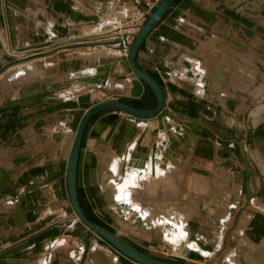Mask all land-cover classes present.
<instances>
[{"label": "crops", "instance_id": "0c3cea01", "mask_svg": "<svg viewBox=\"0 0 264 264\" xmlns=\"http://www.w3.org/2000/svg\"><path fill=\"white\" fill-rule=\"evenodd\" d=\"M138 2L0 0V264H143L81 222L67 181L89 107L156 105L117 37ZM136 60L164 106L90 117L84 210L158 257L264 264V0H176Z\"/></svg>", "mask_w": 264, "mask_h": 264}, {"label": "water", "instance_id": "95a60500", "mask_svg": "<svg viewBox=\"0 0 264 264\" xmlns=\"http://www.w3.org/2000/svg\"><path fill=\"white\" fill-rule=\"evenodd\" d=\"M175 1L176 0H160L157 3V5L148 14L146 20L134 35V38L132 39L127 50L128 59L134 72L139 77L147 81L149 85L152 87L156 96V105L152 108H139L124 101L104 100L97 102L91 107H89L82 116V118L80 119V122L78 124L74 136V141H73L70 158L68 162V169H67V181H68V189H69L71 203L81 222L85 224L88 228L101 234L122 253L134 259L135 261H138L143 264H185V263L158 257L146 251H143L142 249L134 246L129 241L124 239L117 232L109 229L108 227L90 218V216L86 213L83 206L81 205L78 197L77 167H78V159H79L83 133L90 117L94 113L103 109H115V110L125 111L135 117L148 118L157 115L160 112V110L163 108L165 103L164 88L156 78H154L151 74L144 71L138 65L136 60V55L142 43L146 39V37L151 33L153 28L163 18V16L169 10L170 6Z\"/></svg>", "mask_w": 264, "mask_h": 264}, {"label": "built area", "instance_id": "2783aa9c", "mask_svg": "<svg viewBox=\"0 0 264 264\" xmlns=\"http://www.w3.org/2000/svg\"><path fill=\"white\" fill-rule=\"evenodd\" d=\"M139 2L128 9L127 22L124 25L117 27L118 40L122 48L127 51L128 47L134 38V35L139 30L141 25L146 20L148 14L154 9L160 0H138Z\"/></svg>", "mask_w": 264, "mask_h": 264}, {"label": "bare ground", "instance_id": "6f19581e", "mask_svg": "<svg viewBox=\"0 0 264 264\" xmlns=\"http://www.w3.org/2000/svg\"><path fill=\"white\" fill-rule=\"evenodd\" d=\"M163 124H164V123H163ZM167 160H168V159H167ZM166 162H167V161H166ZM166 162H165V163H166ZM171 166H172V165H171ZM165 172H166V171H165ZM161 173H162V172H161ZM161 173H160V175H161ZM143 174H144V173H143ZM164 174H165V173H164ZM172 174H173V173H172ZM172 174H171V175H172ZM144 176H145V175H144ZM144 176H143V177H144ZM146 176H147V175H146ZM146 176H145V178H146ZM149 176H150V174H149ZM132 177H133V176H132ZM132 177H131V178L129 177V178L131 179V181H129V180L126 181V180H125L124 182H127V183H129V184H131V183L133 184L134 181H135L136 179L134 180V178H132ZM134 177H135V176H134ZM147 177H148V176H147ZM145 178H144V179H145ZM142 179H143V178H142ZM142 179H141V180H142ZM148 179H149V178H148ZM148 179H147V180L145 179V180L148 181ZM174 179H175V178H173V180H174ZM175 180H177V179H175ZM113 181H114V180H113ZM143 181H144V180H143ZM149 181H151V180H149ZM149 181H148V183H149ZM144 182H145V181H144ZM176 182H177V181H176ZM127 183H124V184L127 185ZM150 183H151V182H150ZM178 183H179V182H178ZM189 183H190V182H189ZM112 184H113V183H112ZM135 184H138V183H135ZM135 184H134V186H135ZM113 185H114V184H113ZM116 185H117V184H116ZM121 185H122V183L119 185L120 189H118V191H121V187H122ZM138 185H139V184H138ZM138 185H137V186H138ZM143 185H144V184H143ZM110 186H111V185H110ZM128 186H129V185H127V187L125 186V189H128V188H129ZM144 186H145V185H144ZM166 186H168V185L165 184V187H166ZM117 187H118V186H117ZM117 187H116V188H117ZM135 187H136V186H135ZM146 187H147V186H146ZM168 187H171V186H168ZM168 187H167V188H168ZM163 188H164V187H163ZM172 188H173V189L175 188L174 185H173ZM113 189H114V188H113ZM130 189H131V188H130ZM137 189H139V186L137 187ZM137 189H136V190H137ZM176 189H177V188H176ZM132 190H133V188H132ZM140 190H141V189H140ZM144 190H145V189H144ZM148 190H150V189H147V191H148ZM164 190H165V191H166V190L169 191L170 189H164ZM171 190H172V189H171ZM179 190H180V189H179ZM124 191L127 192L128 190H127V191L124 190ZM151 191H152V189H151L150 191H148V192H150L149 194H151ZM175 191H176V190H175ZM128 192H130V191H128ZM148 192H147V193H148ZM169 192H170V191H169ZM179 192H180V191H179ZM179 192H178V193H179ZM113 193H114V192H113ZM120 193H122V192H120ZM132 193H133V192H132ZM153 193H154V192H153ZM176 193H177V192H176ZM211 193H212V192H211ZM125 194H127V196H128V193H125ZM116 195H117V194H116ZM129 195H130V194H129ZM175 195H176V194H175ZM212 195H213V194H212ZM115 197H116V196H115ZM121 197H122V196H121ZM116 198H117V197H116ZM178 198H179V197H178ZM180 198H181V197H180ZM255 201L257 202L256 199H255ZM259 203H260V202H259ZM180 206H181V205H180ZM260 206H261V204H260ZM263 207H264V206H263ZM146 208H147V207H146ZM182 208H184V207H182ZM179 209H180V208H179ZM179 209H178V210H179ZM149 210H150V209H149ZM151 210H152V207H151ZM183 210H185V208H184ZM183 210H182V212H181L182 215H184ZM174 211H175V210H174ZM176 211H177V210H176ZM176 211H175V212H176ZM172 212H173V211H172ZM178 212H179V211H178ZM227 212H228V211H227ZM223 213H224V212H223ZM153 214H154V213H153ZM156 214H158V213H156ZM179 214H180V213H179ZM156 216H157V215H156ZM160 216H161V215H158V217H160ZM178 216H181V215H178ZM184 216H185V215H184ZM147 217H148V216H147ZM186 217H187V216H186ZM187 218H188V217H187ZM229 218H230V217H229ZM157 219H158V218H157ZM180 219H183V218L181 217ZM180 219H179V220H180ZM230 219H231V218H230ZM184 220H185V219H184ZM177 221H178V220H177ZM181 221H182V220H181ZM218 221H219V220H218ZM221 221H222V220H221ZM227 221H228V220H227ZM225 223H226V222H225ZM226 226H227V225H226ZM160 227H161V226H160ZM214 229H215V228H214ZM155 230H156V229H155ZM166 235H167V234H166ZM239 237H240V236H239ZM223 238H224V235H223ZM245 239H246V238H245ZM246 246H247V245H246ZM260 247H261V246H260ZM259 250H260V248H259ZM262 252H264V250H263ZM247 260H248V259H247ZM238 261H239V260H238Z\"/></svg>", "mask_w": 264, "mask_h": 264}, {"label": "rangeland", "instance_id": "374dc122", "mask_svg": "<svg viewBox=\"0 0 264 264\" xmlns=\"http://www.w3.org/2000/svg\"><path fill=\"white\" fill-rule=\"evenodd\" d=\"M263 89H264V86L262 84H260V85H257L252 91L255 94H259V93L263 92Z\"/></svg>", "mask_w": 264, "mask_h": 264}]
</instances>
